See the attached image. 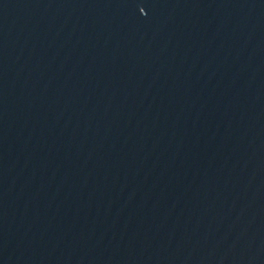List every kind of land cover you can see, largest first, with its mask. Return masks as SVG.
<instances>
[{
    "label": "water",
    "instance_id": "obj_1",
    "mask_svg": "<svg viewBox=\"0 0 264 264\" xmlns=\"http://www.w3.org/2000/svg\"><path fill=\"white\" fill-rule=\"evenodd\" d=\"M0 264H264V0H0Z\"/></svg>",
    "mask_w": 264,
    "mask_h": 264
}]
</instances>
